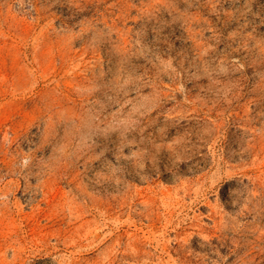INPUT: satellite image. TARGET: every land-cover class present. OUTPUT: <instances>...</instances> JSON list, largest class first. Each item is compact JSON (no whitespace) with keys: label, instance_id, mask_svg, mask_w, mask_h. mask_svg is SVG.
I'll return each instance as SVG.
<instances>
[{"label":"rangeland","instance_id":"obj_1","mask_svg":"<svg viewBox=\"0 0 264 264\" xmlns=\"http://www.w3.org/2000/svg\"><path fill=\"white\" fill-rule=\"evenodd\" d=\"M0 264H264V0H0Z\"/></svg>","mask_w":264,"mask_h":264}]
</instances>
